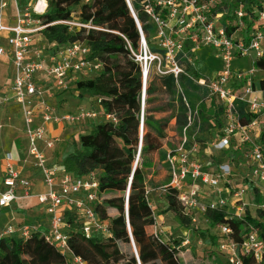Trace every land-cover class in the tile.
<instances>
[{
	"label": "built area",
	"instance_id": "obj_1",
	"mask_svg": "<svg viewBox=\"0 0 264 264\" xmlns=\"http://www.w3.org/2000/svg\"><path fill=\"white\" fill-rule=\"evenodd\" d=\"M219 1L148 0L146 11L157 27L156 36L162 52L153 53L149 50L144 33L140 29L142 53L134 55L143 70L142 106L144 107L147 79L153 61H159V73L172 72L178 76L184 73V67L178 61L177 54L186 53L187 45L193 54L200 45L210 46L219 53L223 61L222 69L211 78L196 79L209 90L211 98L215 97L219 100L223 109L224 127L214 139L206 142L207 148L203 152L209 155L214 152L241 151L246 147L249 148L244 154V166L250 175L249 188L233 186L234 161L216 164L215 168L208 162V164L203 162L201 143L195 137L188 136V128L194 125L193 115L198 114L197 110L193 112L190 108L188 125L178 146L167 155L171 176L169 185L179 191L184 211L191 216L195 224L198 222L196 213L202 214L209 223L211 220L206 216L207 211L226 209L227 221L218 222L213 227L219 229L225 237L218 249L228 264H244V256H251L257 264H264V236L261 229L248 224L243 239L236 241L231 236L233 228L229 223V220L244 221L251 211L252 204L246 199L250 186L261 192L257 209L264 211V149L258 142L264 127V90L263 97L257 96L253 84H245L247 75L245 71L236 70L232 66V62L238 56L255 54L257 58L264 55V11L257 13V21L262 24L254 30L250 38L237 40L234 34H229L221 24L220 17L223 14H212V9L219 4ZM12 7L14 15L9 13ZM155 7H158V10ZM47 8L48 0H29L27 3L22 0H0V60L9 59L14 69L11 96L4 99L5 101L13 99L19 105L29 143V155L33 158L46 185L45 192L33 194L31 181L21 176L20 171L15 167L13 154L6 152L3 163V187H0V207H10L13 202L20 199H36L39 204L45 206L46 212L50 215L49 230L44 231L45 238L55 244L71 264H88L82 257L75 255L69 246V234L66 231L69 226L65 220V213L77 212L82 219L81 231L87 239L95 235H112L109 224L102 221L94 209L96 203H102L104 200V195L99 189L98 173L93 171L85 177H75L51 165L46 150H53L59 139L46 136V129L48 125L59 122L74 125L88 120H112L117 123L118 118L101 108L94 107L57 113L55 107L48 103L43 89L36 82L40 74L51 78L55 87L66 90L72 83L70 82L72 74L98 71L102 64L88 58L89 47L81 41L56 51L44 49L43 41L41 43L36 39L37 36H42V31L46 28L40 16L47 11ZM235 14L241 26L244 25V7L240 6L236 9ZM12 20L13 23L10 22ZM64 23L71 28L90 27V24L83 23L79 19ZM147 54L149 59H146ZM193 58L194 55L188 60L195 65ZM163 60L166 62L165 69L161 65ZM252 72L254 69L251 70ZM233 80L244 84L238 87L232 83ZM237 99L243 101L249 112L255 115L249 123H243L239 119ZM36 101L38 106L34 104ZM100 101L101 99H98V102ZM38 110L41 114V123L36 125ZM143 122L142 111L141 132ZM41 142L44 143V147L40 146ZM140 151L141 143L138 157ZM19 187L23 189L22 193ZM206 188L210 193L205 190ZM128 194L129 191L126 200ZM229 198H232L231 205ZM260 221L264 223V217ZM161 226L157 219L156 234L162 236ZM36 230L38 225L35 223H22L18 226L11 224L4 229L0 237L18 233L26 239ZM188 243L189 239L182 241L183 246Z\"/></svg>",
	"mask_w": 264,
	"mask_h": 264
},
{
	"label": "trees",
	"instance_id": "obj_2",
	"mask_svg": "<svg viewBox=\"0 0 264 264\" xmlns=\"http://www.w3.org/2000/svg\"><path fill=\"white\" fill-rule=\"evenodd\" d=\"M22 1L27 3L29 0ZM130 4L141 25L149 50L153 53L162 52L154 43L157 27L146 11L148 0H130ZM229 6L235 10L237 6L244 7L243 26L253 30L252 33L261 26L262 23L257 21V13L264 11V0H233ZM155 9L158 10V7ZM226 9V3L218 4L212 9V14L222 13L221 24L229 34H234L242 26L238 20L231 23L230 10ZM40 19L46 25L42 31L46 51H56L76 41L84 42L89 47L88 58L100 62L102 67L94 71L98 73L93 77L76 79L73 82L75 93L94 97L97 102L95 108H101L118 118L117 123L112 120L97 121L92 131L81 133L76 150L67 155L64 161V170L75 177H85L93 171L97 172L100 193L103 195L119 193L113 197H104L102 203L94 205L101 220L109 224L111 236L95 235L87 239L81 231L82 219L77 212L65 213L69 226L66 231L72 252L88 264H182L179 257V252L184 247L182 240H166L156 234L157 217L149 198L145 170L153 162L152 155L157 151L161 152L163 141L168 137L166 127L172 119H175L177 130L183 135L188 125L189 108L193 112L198 111L197 115H193V127L188 128V132L190 129L194 131L190 138L195 137L200 143L206 144L224 127L223 109L219 105L216 110L219 131L213 138L205 137L202 133L203 114L197 108L210 100L211 96L209 90L196 80L202 76L198 75L195 65L188 60L194 55L189 51L190 47H185L186 53L177 54L184 73L178 76L172 72L148 76L143 107V70L133 54V51L138 52L141 48V34L127 0H48L47 11ZM73 19L90 24V27L71 28L64 23ZM235 38L242 39L237 36ZM161 65L166 68L165 60ZM254 67L264 70V55L255 59ZM259 87L264 90V79L259 82ZM162 95H166L168 101L159 105ZM98 99L101 101L98 102ZM154 102L158 104L157 107L149 108V104ZM236 107L243 123H249L255 117L243 101L237 99ZM142 111L144 122L141 132ZM155 112H170V115L153 122L152 114ZM258 142L264 149V127ZM201 155L203 162L206 160L211 166L235 160L229 151L205 155L202 146ZM163 189L166 210L172 212L184 227L190 228L194 225L191 216L184 211L179 191L169 184ZM108 209H115L118 214L113 217ZM256 212L261 218L264 217L263 210L256 209ZM206 216L212 224L227 221L226 209L209 210ZM260 220L250 212L244 221L229 220L233 228L232 238L241 241L248 224L259 227L264 236V223ZM25 223L37 224L38 230L33 231L26 239L18 233L2 236L0 264H71L66 255L45 238L46 230L39 220H27ZM133 242L135 253L128 254L121 250L120 243L131 245ZM243 261L244 264H257L251 256H244ZM186 264L196 263L188 261ZM213 264L228 262L224 259L223 263Z\"/></svg>",
	"mask_w": 264,
	"mask_h": 264
},
{
	"label": "rangeland",
	"instance_id": "obj_3",
	"mask_svg": "<svg viewBox=\"0 0 264 264\" xmlns=\"http://www.w3.org/2000/svg\"><path fill=\"white\" fill-rule=\"evenodd\" d=\"M224 3L227 4V8L230 10L231 23L238 20V17L235 14V11H236L235 8L233 9L229 6L231 3H233V0H220L219 1V4H224ZM239 7L237 6L236 9H238ZM228 9H226V11H229ZM248 33H249V29L247 28V26L242 25V28L237 32L236 36L240 38L242 36L247 35ZM154 43L157 46H159V40L157 38L154 39ZM190 46H192V44ZM204 46L205 45H200L199 48H202ZM209 48L211 47L209 46ZM197 49L198 48H196V50ZM140 53H142L141 48L138 52L133 51V54H140ZM252 58L253 59L256 58L255 54H253ZM193 63L197 64V72L200 77L201 76L204 77L205 75L212 73L214 70H217V69L221 70L223 66L222 58L218 52L217 54H215L214 52L213 54H210L206 52L205 50H201L199 52V57H197V59L195 58V55H194ZM158 64H159L158 60H155L151 63L150 74H149L150 77H152L156 73H159ZM252 65L253 64H252L250 56H244V57L238 56L232 62V66H241V67H245L248 69H250ZM251 70L245 71V75L247 74L246 79H245V84L249 83L251 80V75H253L254 73V72L251 73ZM203 72H205L206 74L204 75ZM97 73L98 72H85V74L80 75V78L82 79L90 78V77L97 75ZM10 81H11L10 68H8V66L4 67L2 64H0V155L4 152V150L5 151L8 150V148L20 137L22 138L21 139L22 149L25 148L26 143H27L25 136L22 135V132H21V124L19 122V114H18L17 108L11 104H5L1 100V93ZM74 86L75 85L72 82L68 89L61 90V92L57 96L63 97V95H66L68 98L71 95L74 96L75 91H76L74 89ZM85 95L86 94L80 97L84 98ZM161 98L162 100L161 102H158V104L164 105L168 101V97L166 95H162ZM59 101H60V105H62V107L66 111L74 110L73 108H75V106L65 105V101L67 100H59ZM73 101H80V98L79 97L73 98ZM158 104H156L155 102L152 104H149V108L153 109L157 107ZM219 105H220L219 100L215 97H212L211 100H209L205 104H202V105L200 104L198 108L196 107L197 109L202 111V114H203L202 122L204 124V128H203L202 133L205 137L213 138L214 135L219 131L218 130L219 122H218V116L216 112ZM157 114H160V113L152 114L153 122L157 119L155 118ZM169 115L170 114L168 113L165 115L161 114L160 117L165 118V117H168ZM192 130L193 129L189 130L188 136L194 132ZM166 131L168 135V137L165 140L167 150L174 151L178 146L179 140L181 138V133L177 130L175 121L173 119L167 125ZM79 135L80 134H77L75 139L71 138L67 140H62V142L59 143L58 156L60 157V154H61V160L58 165L60 167H63L64 161L67 155L75 151L76 147L79 145L78 143ZM68 142L70 143L69 147H67ZM201 146H202V150L204 151L207 148V143L206 144L201 143ZM247 149L249 148L246 147L244 148V150H241V151L229 150V152L233 151L232 154L234 155V158H235L234 162L232 163L234 165V169L236 170V175L232 177V181L234 185H240L239 183L240 181H242V178H241L242 174L244 173V171H247V169L244 166V161H245L244 154ZM204 162H208V161L205 160ZM215 167L217 166H214V168ZM145 173H146V179H147L146 181L148 183L147 189L151 193L149 195V198H150L152 207L155 211V214L156 216L160 214H164L165 216V222L161 224L162 225L161 228L163 229V234H162L163 238L166 240L181 239L182 241L185 239H189V243L185 245L182 248V250H180L179 252V257L181 258L182 264H186L188 261H192L193 263H196V264L223 263L225 258L222 254H220L218 247H219V244L225 240V237L220 233L219 229L214 228L213 227L214 224H212L211 222L209 223L206 222L204 217L200 213H196V216L198 217L197 218L198 222L196 224L191 225L190 228L184 227L180 223L178 218L172 212L166 210L167 203H166L165 192L163 191V188L155 189L151 191V189H154L153 188L154 183H159L161 185L170 184L171 176H170V166H169L168 161L165 163H162V162L154 163L153 162L145 170ZM156 180L158 182H156ZM251 188L252 187L250 186V189L248 190L246 197H248V201L252 204L251 211L255 213L256 217H259V219H261L259 214H257L256 212L257 205H255V203L256 204L260 203L261 198L257 199V196H254L256 192L253 191ZM205 190L208 193H210L208 188H206ZM116 195H119V193H108L104 195V197L108 198V197H113ZM31 202L32 201H30L27 204L31 205L32 204ZM4 214L2 215L0 214V224H2L5 221L6 217ZM2 229H0V234L4 231V230L2 231ZM213 237L215 239H213ZM120 248L121 250H123L124 252L128 254L135 253V246L133 244L130 245V244H125V243H120Z\"/></svg>",
	"mask_w": 264,
	"mask_h": 264
},
{
	"label": "crops",
	"instance_id": "obj_4",
	"mask_svg": "<svg viewBox=\"0 0 264 264\" xmlns=\"http://www.w3.org/2000/svg\"><path fill=\"white\" fill-rule=\"evenodd\" d=\"M9 13L14 15L13 7L9 9ZM10 22L13 23L14 21L12 20ZM252 31L253 30H249L250 35L248 33L247 35L242 36V38H244V39L250 38ZM237 32L238 31H236L234 33V36H236ZM36 40L39 42H42V37L37 36ZM4 43H5V41H4ZM197 50L194 53L196 59H197V57H199V52L201 50H205L206 52H208L210 54H213V52L215 54H217V51L214 50V48H212V47L209 48V46L208 47L204 46V47L199 48ZM252 56H250V58H251L253 65L250 69L245 68V67H241V66H233V67L236 70H244V71L254 69V73H253V75H251V80L249 83L253 84V86L256 90V95L259 97H263V89L259 87V82L262 79H264V70H258L254 67L255 58L253 59ZM0 64H2L4 67L8 66V68H10V72H11V81L8 83V85L5 87V89L2 91L1 100L3 101V103L11 104L17 108V111L19 114V122L21 124V132H22V135L25 136V139L27 142L25 148L22 149V146H21V141H22L21 139L22 138L20 137L18 140H16L8 148V150H6V151L4 150V152L0 155V187H3L4 156H5L6 152H11L14 156V159H15V167L20 171L21 176L28 178L31 181L32 193L33 194L43 193L46 191V185L43 181V178L41 176L39 169L35 166L33 158L29 155V151H28L29 150V143H28V139L26 137L25 131H24L25 127H24V123H23L22 118H21L19 105L13 99H10L9 101H5V99H4L5 97L11 96V90L10 89H11V84L13 82V74H14L13 65L9 59H1ZM195 68L197 69L196 63H195ZM218 71H220V69L214 70L212 73H210L208 75H205L206 73L203 72L204 75L206 76V77L205 76L204 77L205 78H207V77L211 78V77L215 76ZM82 74H85V73L72 74L70 82H74L76 79H80V75H82ZM36 82L43 89L45 98L47 99L49 104H51L52 106L55 107L57 113H66V112H71V111H77L81 108H88V109L93 108V107L95 108L97 106V102H96L94 97L86 94L84 96V98H81V97H79L80 96L79 92L75 93V95H74L75 97L72 95H71L72 97L70 96L69 98L66 95H63V97L62 96L58 97L57 95L61 92L62 89L55 87L53 80L51 78L43 75V74H40L37 77ZM232 83H235L236 86H238V87H240L244 84L243 82L237 81V80H233ZM77 97L80 98V101H73V98H77ZM59 100H67V101H65V105L75 106V108H73L74 110L66 111L62 107V105H60ZM34 104L36 106H38L37 101L34 102ZM155 113H158V112H155ZM167 113L170 114V112H162L160 114H157L155 118H157V119L164 118V117H160V115L161 114L165 115ZM173 120L175 121V119H173ZM40 123H41V114H40V110H38V113H37L36 118H35V124L38 125ZM96 124H97V121L88 120V121L78 123V124H74V125H68V124L62 123V122L53 123V124L48 125L47 129H46V136L58 137V139H59L53 150H46L50 164L56 166L61 171L64 170V166L60 167L58 165L60 160H61V154H60V157L58 156V154H59V151H58L59 143H61L62 140H67V139H71V138L75 139L77 134L92 131L93 127ZM253 135L255 136V133ZM165 140L163 141V144L161 147V152L157 151L152 155V159H153L154 163H158V162L165 163V162H167V155H168L169 151L167 150ZM69 144L70 143L68 142L67 147H69ZM236 145H234V146H236ZM40 146L44 147V143L41 142ZM234 146H232V147H234ZM20 147H21V149H20ZM234 175H236L235 169H234ZM249 176L250 175H249L248 171H244V173L242 174V177H241L242 181H240V183H239L240 185H233V186L236 188H241V187L249 188V184H250ZM160 178H161V176H160ZM156 182H158V181L156 180ZM164 186L165 185H161L159 183H154V187H153L154 189H151V191H153L155 189H161ZM251 189L256 192V194L254 196H257V199L261 198V192H257L258 190L255 188H254L255 190L253 188H251ZM19 191L22 193L23 189L21 187H19ZM163 191L165 192L164 189H163ZM246 199L248 200V197H246ZM28 201L29 202L32 201L31 202L32 204L28 205L27 204V203H29ZM231 204H232V198H229V205H231ZM255 205H257V204L255 203ZM29 206H31V207H29ZM166 208H167V205H166ZM251 210H252V206H251ZM108 213L113 217L118 214L115 209H108ZM250 213L255 215V213H253V211H250ZM0 214L1 215L4 214L6 217L5 221L2 224H0V229L3 228L2 231L8 225L13 224L15 226H18L22 223H25L27 220H32V219L33 220H39V222H41V225L43 226V229H45L46 231L49 230L50 215L46 212L45 206L39 204L36 199H27V198L20 199V200L13 202L10 207H5V208L0 207ZM156 217H157L158 221L160 222V224H163L165 222L164 214H160Z\"/></svg>",
	"mask_w": 264,
	"mask_h": 264
},
{
	"label": "water",
	"instance_id": "obj_5",
	"mask_svg": "<svg viewBox=\"0 0 264 264\" xmlns=\"http://www.w3.org/2000/svg\"><path fill=\"white\" fill-rule=\"evenodd\" d=\"M127 2H128L129 6H130V9H131V11H132V14H133L134 18L136 19V21H137V23H138L139 30L142 29V28H141V25H140L139 22H138V19H137L135 13L133 12V9H132V6H131L130 2H129L128 0H127ZM128 191H129V190H128ZM133 245L135 246V243H134V242H133ZM137 257H138V254H137Z\"/></svg>",
	"mask_w": 264,
	"mask_h": 264
},
{
	"label": "bare ground",
	"instance_id": "obj_6",
	"mask_svg": "<svg viewBox=\"0 0 264 264\" xmlns=\"http://www.w3.org/2000/svg\"><path fill=\"white\" fill-rule=\"evenodd\" d=\"M144 55H145V54L143 53V57H144ZM148 55H149V54H147L146 59H149V56H148ZM143 59H145V58H143Z\"/></svg>",
	"mask_w": 264,
	"mask_h": 264
}]
</instances>
